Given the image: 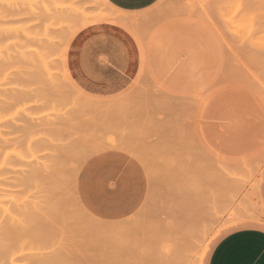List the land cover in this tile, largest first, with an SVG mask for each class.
<instances>
[{
  "label": "rangeland",
  "instance_id": "1",
  "mask_svg": "<svg viewBox=\"0 0 264 264\" xmlns=\"http://www.w3.org/2000/svg\"><path fill=\"white\" fill-rule=\"evenodd\" d=\"M55 2L62 5L58 0L47 1L50 5ZM91 2V0H67L65 4L74 5L81 12L90 15L106 10L107 13L119 15L121 19L113 20L120 21L128 27L123 13L101 2H97L95 6L93 5L95 3ZM45 4L44 0H0V106L3 107H0V191L19 188L20 191L26 192V195L24 192L20 195L29 200L30 204L36 201L37 204L39 203L37 212L41 214L39 216L42 220L46 218V221L41 222H45L44 224L50 229L53 227L55 231L64 232L60 233L62 237L58 231L55 233V241L59 243L55 245L56 248L59 246L58 249H61L60 247L66 249L67 246L62 245L68 244L70 249L68 252L73 251L72 255L73 253L76 255L73 256L75 264L82 262L106 264L112 263V260H116L115 263L119 262V264H130V261L126 263L123 259L125 263L122 260L117 261L113 256H119L121 259L125 256L128 258L129 255L130 260L135 257L134 260H137L141 255L138 252L142 249V255L146 252L150 257L145 253L149 260L143 255L142 260L138 259L142 261L139 264H146L145 260L155 264L156 259L158 260L156 264H166L169 261L165 262L167 261L165 258L170 257V252L163 253L162 249L160 252L157 247L164 244L165 247L173 248L174 240L188 243L187 240L194 237L199 245L198 248L197 245L194 248V253L188 252L184 262L174 256L176 261H171L169 264H208L217 242L229 231L244 227L235 226L239 220L234 219L233 212L248 207L254 212L256 216L254 218L264 222V96H262L264 95V0H159L146 10L130 13L137 18L142 15L134 25L139 38L134 36L133 46L111 40L105 43L102 40H108V36L101 35V40L96 35L97 31L92 28L82 29L73 37L86 24L101 19H90L71 28L68 22L60 23L57 19L46 20L41 6ZM204 9L206 11L209 9V12L207 11L209 14ZM203 12L205 14H202ZM42 19L40 23L43 25L38 24ZM46 28L49 33L47 37L52 40L49 47L44 45L42 40ZM25 34L30 37H26ZM141 48L145 50V62ZM190 51L196 57L193 65L197 66L195 75L199 79L189 80L185 75L181 81H177L174 76L181 67L179 63L188 61ZM38 58L47 61L46 67ZM64 59L69 75H66ZM129 62L134 64L129 65ZM29 65L32 68L28 67ZM41 74L44 77H40ZM237 81L244 84L239 85V82L236 84ZM196 82H207L217 88L214 91L217 96L212 112L217 113L218 118L207 121V130L214 146L213 152L202 146L196 133V109L200 103L198 93L201 92ZM44 83L49 86H45ZM11 103L13 107L15 106L14 109ZM221 115L222 118L219 120ZM37 120L39 124H35ZM25 121L28 124L29 121L36 122H31L32 126L28 125V128H31L28 131V128L24 130L27 127ZM5 122L7 126L3 125ZM36 129L40 131V135L39 132L36 135ZM43 134L50 137L52 142L55 141L56 146L51 142H48V146H43L47 144L44 142L46 137H43V145H38V140L45 136ZM34 139L37 144L34 143L35 146L30 149ZM59 139L64 143L63 146L65 143L69 145H65L66 149L70 147L71 150H61L62 144L56 143L60 141ZM50 144L53 148L47 149ZM70 144L75 145L71 147ZM36 146L46 149L41 152L43 149L41 147L42 149H38L36 154L42 156H39L42 158L39 161L42 160L44 167L37 163L38 160L36 162L35 159L39 158L33 155L37 152ZM76 149L79 154L75 153ZM256 149L258 151L250 155ZM73 150L76 151L72 152ZM107 161L113 163L115 169L110 172L107 169L104 172H109L107 176L110 177L115 173V179L123 182L124 191L130 189L133 179L139 184L142 202L140 207L129 216L103 218L94 213L82 198L81 175L87 168H93L95 172L106 168L107 165L104 164H107ZM45 164L50 166V171L56 172L53 174L48 171L49 167ZM31 168H34L33 171L30 170ZM35 168L38 175L43 176L42 170L45 168V173L46 170L48 171L47 178H57L53 180V186L48 187L50 191L48 188L43 191L46 185L37 183L33 175ZM19 169L21 172L18 171ZM22 171L24 175L28 174L29 179H26L27 175L23 178ZM57 172L64 173V176L60 177ZM18 173L22 175L19 176ZM110 179L112 180L110 184L107 182V186L113 189L116 184L113 178ZM56 185L57 189L54 187ZM97 185L96 188L99 189ZM23 187L28 191L22 190ZM53 189H56V192ZM45 191L48 195L51 194L49 196L43 194ZM59 191L58 195L61 196L57 198ZM28 192L32 200L28 199ZM71 194L72 198L75 197V203L70 196L67 198V195ZM54 196L58 201L64 196L66 201L61 199L62 202H55ZM42 197L45 201L41 200ZM51 199L52 202L48 201ZM52 203L57 205L56 208ZM73 203L74 206L78 204L75 206L76 209L72 206ZM63 205L65 208L61 214L59 211ZM69 207L74 209L73 211H78L77 207H79L80 212L73 214L71 210L69 211ZM44 210H50L49 214ZM55 211L63 216L56 215ZM67 212L71 213L70 216ZM42 213L45 216H42ZM50 213L56 216L52 217ZM46 215L47 217L50 215L51 219L58 217L55 218L58 222L55 219L51 220L55 221L53 226ZM73 215L75 221H72ZM59 218L63 219L62 221L66 219L67 225L63 222L65 227L61 225L62 221ZM245 219L248 220L249 217ZM179 221L183 222L179 223ZM77 224L81 228L76 227ZM205 228L211 234L217 228L221 229V233L211 243L207 253H204V242L203 239L201 240L202 230ZM70 231L75 233L72 234ZM84 232H87V236H84ZM69 233L72 234L70 235L71 240L74 239L73 242H69L71 241ZM74 242L77 243L76 246ZM71 244L78 247L77 251L81 249L80 252L75 251V247L72 248ZM135 245L140 246L138 249L142 248L141 251ZM134 251L139 255L133 256ZM68 252L64 253H67V257L70 254L68 260L74 264L71 261L72 255ZM151 255L155 256V260ZM108 257L112 259L109 260ZM168 260L172 259L168 258Z\"/></svg>",
  "mask_w": 264,
  "mask_h": 264
},
{
  "label": "bare ground",
  "instance_id": "2",
  "mask_svg": "<svg viewBox=\"0 0 264 264\" xmlns=\"http://www.w3.org/2000/svg\"><path fill=\"white\" fill-rule=\"evenodd\" d=\"M26 1V0H25ZM40 1V0H39ZM45 1V5H41V6H43V17L44 18H46V20H48V19H57V21L58 22H60V23H65V22H68L69 23V25L71 26V28H73V27H75L77 24H79L80 22H88L90 19H121V17L119 16V15H114L113 13H107V12H105V11H101V12H97V13H95L94 15H90V14H86V13H84V12H81L80 10H78V8L77 7H75L74 5H67V4H65L66 2H67V0H58V1H60V2H62V5H59L57 2H55L53 5H50V3H47V1L46 0H44ZM93 3H95V4H93L92 2V4L95 6V5H97L96 3L98 2V3H103V4H106V5H108V6H111L112 7V4L111 3H109L107 0H96L95 2L93 1V0H91ZM43 1H41V3H42ZM54 2V1H53ZM41 3H39V4H41ZM26 4L28 5V3L26 2ZM36 4H38V3H36ZM42 4H44V3H42ZM101 5V4H100ZM206 6V5H205ZM97 7V6H96ZM23 8V7H22ZM21 8V9H22ZM114 8V7H113ZM180 8V7H179ZM183 8V7H182ZM193 8V7H192ZM202 8H204V7H202ZM13 9V8H12ZM99 9V8H98ZM115 9V8H114ZM198 9V8H197ZM207 9V8H206ZM206 9H204L205 11H206ZM35 10V9H34ZM100 10V9H99ZM107 10H109V8L107 9ZM183 10V9H182ZM185 10V9H184ZM186 10H188L187 8H186ZM98 11V10H97ZM194 11V10H193ZM202 11V10H201ZM208 12H209V9L207 10ZM206 11V12H207ZM35 12H37V11H35ZM34 12V13H35ZM39 12V11H38ZM207 12V13H208ZM189 13V12H188ZM194 13V12H193ZM201 13V12H200ZM211 13V12H210ZM40 14H41V12H40ZM202 14H205L204 12L202 13ZM209 14V13H208ZM37 15V14H36ZM210 15H212V14H210ZM224 15V14H223ZM33 17H34V15H32ZM213 17V16H212ZM222 17V16H221ZM223 17H225V16H223ZM40 18V17H39ZM216 18H217V16H216ZM31 20V19H30ZM41 21H43V19L42 20H39V23L38 24H42V23H40ZM210 21V20H209ZM16 22V21H15ZM20 22H21V20H20ZM24 22V21H23ZM221 22V21H220ZM11 23V22H10ZM37 24V23H36ZM227 24V23H226ZM43 25V24H42ZM220 25V24H219ZM222 25V24H221ZM218 26V25H217ZM223 26V25H222ZM224 26H226V25H224ZM32 27V26H31ZM42 28H43V26H42ZM219 28V27H218ZM30 29V28H29ZM221 30V29H220ZM41 31V30H40ZM20 32V31H19ZM26 33H27V31H26ZM45 37H42L43 39V44L45 45H48V47H49V44L51 45V38L49 39V37H47V36H49V33H48V28H46V30H45ZM29 34V33H28ZM28 34L26 35V37H30V35L28 36ZM42 34H43V32H42ZM33 36V35H32ZM62 36V35H61ZM21 37V36H20ZM64 37V36H63ZM37 38H40L41 39V37H37ZM65 38V37H64ZM7 39V38H6ZM39 39V40H40ZM61 39V38H60ZM63 39V38H62ZM41 40V41H42ZM27 41V40H26ZM30 41V40H29ZM63 42V41H62ZM32 44V43H31ZM62 45V44H61ZM14 47V46H13ZM8 48H10V47H8ZM63 48V47H62ZM7 49V48H6ZM8 51H10V49H7ZM24 50V49H23ZM14 51V50H13ZM27 51V50H26ZM50 51V50H49ZM6 52V51H5ZM25 52V51H24ZM35 52V51H34ZM33 51H32V53H34ZM37 52H39V51H37ZM61 52H62V49H61ZM3 53H4V51H3ZM14 53V52H13ZM15 54V53H14ZM44 55V54H43ZM1 56V55H0ZM5 56V55H4ZM32 56V55H31ZM41 56V55H40ZM11 58V57H10ZM35 58V57H34ZM48 58H49V56H48ZM1 59V58H0ZM32 59V58H31ZM38 59H40L41 61H42V63L45 65V67H46V65H47V61L46 62H44L43 61V59L42 58H38ZM47 59V58H46ZM35 60H37V59H35ZM25 61V60H24ZM19 63V62H18ZM28 63V62H27ZM28 65V64H27ZM42 65V64H41ZM17 66V65H16ZM50 66V65H49ZM65 66V65H64ZM28 67H31L30 65L28 66ZM32 68V67H31ZM30 68V69H31ZM65 68V67H64ZM48 70V69H47ZM47 70H46V73H47ZM42 71H43V69H42ZM44 71H45V69H44ZM65 71H66V69H65ZM2 72H4V71H2ZM1 72V73H2ZM23 72V71H22ZM27 73V72H26ZM45 73V72H44ZM43 74V73H42ZM42 74L41 75H39L40 77L42 76ZM51 74V73H50ZM64 75V74H63ZM66 75H68L67 74V72H66ZM1 76H3V75H1ZM34 76H35V74H34ZM33 76V77H34ZM42 77H44V76H42ZM69 77V76H68ZM67 77V78H68ZM54 79V78H53ZM70 79V81H71V78H69ZM42 80V79H41ZM46 80V79H45ZM44 80V81H45ZM49 80V83H51V80L50 79H48ZM55 81V80H54ZM242 81V80H241ZM243 81H245V80H243ZM52 82H53V80H52ZM238 82L239 81H237L236 82V84H238ZM247 82V81H246ZM5 83H6V81H5ZM240 84L239 85H243L244 84V82H243V84H241L242 82H239ZM247 83H249V82H247ZM3 84V83H2ZM38 84V83H37ZM54 84V83H53ZM251 84V83H250ZM250 84H248L249 85V87L252 85H250ZM3 85H5V84H3ZM41 85V84H40ZM44 85H45V83H44ZM46 85H48V84H46ZM45 85V86H46ZM51 85V84H50ZM247 84H246V86H248ZM262 85V84H261ZM49 86V85H48ZM52 86H55V85H52ZM253 86V85H252ZM263 86H264V84H263ZM0 87H1V85H0ZM8 87V86H7ZM6 86H5V88H7ZM12 87V86H11ZM41 87V86H40ZM4 88V89H5ZM16 88H18V87H16ZM15 88V89H16ZM35 88V87H34ZM33 88V89H34ZM55 88H56V86H55ZM10 89V88H9ZM20 89V88H19ZM38 89V88H37ZM8 90V89H7ZM18 90V89H17ZM35 90V89H34ZM257 90H259L258 88H257ZM22 91V90H21ZM33 91V90H32ZM31 91V92H32ZM43 91V90H42ZM261 91V90H260ZM9 92H10V90H9ZM8 93V92H7ZM35 93H36V90H35ZM262 92H260V94H261ZM264 94V93H263ZM43 95H44V93H43ZM36 96V95H35ZM40 96V95H39ZM45 96H46V93H45ZM262 96H264V95H262ZM31 98H32V96H30ZM10 98V97H9ZM43 98V97H42ZM48 99V98H47ZM199 99H200V103H199V105H198V108L196 109L197 111V120H198V113H199V109H200V104H201V98L199 97ZM15 100V99H14ZM22 100V99H21ZM35 100V99H34ZM6 101H7V99H6ZM24 101H25V99H24ZM30 101H31V99H30ZM41 102V101H40ZM45 102V101H44ZM49 102V101H48ZM41 104V103H40ZM43 104V103H42ZM78 104V103H77ZM83 104V103H82ZM138 104V103H137ZM136 104V105H137ZM1 105V104H0ZM48 105V104H47ZM94 105V104H93ZM11 106H12V108L14 109V107H13V103H11ZM34 106V105H33ZM38 106V105H37ZM43 106V105H42ZM130 106V105H129ZM1 107V106H0ZM19 107V106H18ZM79 107V109H81L80 108V106H78ZM78 107H76V108H78ZM83 107V106H82ZM87 108V106H84L83 108ZM152 107V106H151ZM1 108H3V107H1ZM42 108H44V106L42 107ZM125 108V107H124ZM130 108V107H129ZM128 108V109H129ZM132 108V107H131ZM134 108V107H133ZM164 108V107H163ZM35 109H36V107H35ZM39 109H40V107H39ZM46 109V108H45ZM92 109V108H91ZM137 109V108H136ZM140 109V108H139ZM155 109H156V107H155ZM4 110V109H3ZM16 110V109H15ZM82 110V109H81ZM80 110V111H81ZM90 110V109H89ZM95 110V109H94ZM138 110V109H137ZM5 111H6V109H5ZM9 111V110H8ZM38 111V110H37ZM87 111V110H86ZM138 111H140V110H138ZM152 111V110H151ZM20 112V111H19ZM32 112H33V110H32ZM34 112H36V111H34ZM42 112V111H41ZM84 112V111H83ZM91 112V111H90ZM93 112H95V111H92L91 113H93ZM153 112V111H152ZM9 113V112H8ZM13 113V112H12ZM97 113V112H96ZM151 113V112H150ZM114 114V113H113ZM141 114V113H140ZM157 114V113H156ZM26 115H28L27 113H26ZM32 115H33V113H32ZM36 115V114H35ZM47 115V114H46ZM106 115H108V113L106 114ZM40 116H41V114H40ZM2 118V117H1ZM43 118H44V116H43ZM48 118V117H47ZM52 118V117H51ZM25 119V118H24ZM35 119H38V118H36L35 117ZM13 120H15V119H13ZM30 120V119H29ZM52 120V119H51ZM23 121V120H22ZM21 122V121H20ZM25 122H27V121H25ZM31 122H36V121H31ZM30 121H29V124H28V122L26 123L27 125H25V126H27L26 128H24V127H22V128H24V130H26L27 128H28V125L29 126H32V123H31ZM47 122V121H46ZM8 123H9V121H8ZM10 123H12V121L10 120ZM14 123V122H13ZM31 123V124H30ZM39 124V122H38V120H37V122L35 123V124ZM57 123V122H56ZM6 124V122L5 123H3V125H5ZM173 124V123H172ZM197 124V123H196ZM12 125V124H11ZM34 125V124H33ZM5 126H7V125H5ZM23 126V125H22ZM35 126V125H34ZM43 126H44V124H43ZM9 127H12V126H9ZM15 127V126H14ZM45 127H46V125H45ZM49 127H50V125H49ZM57 127V126H56ZM171 127V126H170ZM48 128V127H47ZM51 128V127H50ZM59 128H61V127H59ZM196 133H197V137H198V140H199V142L202 144V146L206 149V150H208L209 152H212L206 145H205V143L203 142V140L201 139V137H200V134H199V131H198V125H196ZM29 129H31L30 127L28 128V131H29ZM39 129H41V128H39ZM43 129V128H42ZM53 130H54V128H52ZM52 129H50V131L52 130ZM179 129V128H178ZM2 131V130H1ZM35 131V130H34ZM56 131V130H55ZM36 135H37V132H39V135H40V131H37V129H36ZM47 132V131H46ZM54 132V131H53ZM1 134H3V132L1 133ZM31 134L32 133H30V136H31ZM47 134H49V132L47 133ZM51 134H52V132H51ZM42 135V134H41ZM43 135H45V134H43ZM28 136H29V134H28ZM53 136H55V133H54V135ZM46 137L47 138V140H46V138L44 139V138ZM181 137V136H180ZM27 138V137H26ZM29 138V140H30V137H28ZM32 138H33V136H32ZM37 138V137H36ZM38 138H40V137H38ZM42 138V139H41ZM39 140H38V145L40 144H42V141H44L45 143H47V144H42L43 146H48V142H51V144H53L54 142H52V139H50V137H47V135H45V136H42ZM49 138V139H48ZM54 138H56V137H54ZM44 139V140H43ZM57 139V138H56ZM28 140V141H29ZM49 140V141H48ZM60 140V139H59ZM187 140V139H186ZM27 141V142H28ZM47 141V142H46ZM26 142V143H27ZM60 142V144H62V145H60L61 146V148H62V146H63V142L60 140V141H57L56 143L58 144ZM25 142H24V144H26ZM34 143H35V145L37 144L36 142H35V139L31 142V146L32 147H30V149L32 148L33 149V147L35 146L34 145ZM51 144L49 145V147L47 148V149H51V148H53L52 146H51ZM34 145V146H33ZM54 145L56 146V144L54 143ZM65 145L66 146H69V145H67L66 143H65ZM63 146V148L61 149L60 148V146L59 145H57L61 150H63V149H66V146ZM71 145V147H73L72 146V144H70ZM51 146V147H50ZM77 146V145H76ZM42 147V146H41ZM40 146H39V148H38V146H36V150H37V152L35 153V154H33L34 156H36V154L38 153V149H40L41 148ZM65 147V148H64ZM17 148H18V146H17ZM43 148V147H42ZM41 148V149H42ZM29 149V150H30ZM35 149H34V152H35ZM44 149H45V147L41 150V152L42 151H44ZM70 149V147H68L66 150H69ZM79 149V148H78ZM78 149H76L75 151L73 150L72 152H75V153H78ZM204 149V150H205ZM18 150V149H17ZM20 150V149H19ZM18 150V151H19ZM28 150V151H29ZM46 150V149H45ZM54 150H56V147L54 148ZM71 150V149H70ZM205 150V151H206ZM23 152H26V151H23ZM22 152V153H23ZM30 152H32V151H30ZM20 153H21V151H20ZM33 153V152H32ZM85 153V152H84ZM28 154V153H27ZM46 154V153H45ZM79 154V153H78ZM10 156H11V154H9ZM25 155V154H24ZM12 156H14V154H12ZM15 156H17L16 154H15ZM21 156H23V155H21ZM31 156V155H30ZM39 156L40 157H42L40 154L39 155H37L35 158H39ZM26 157V156H25ZM13 158V157H12ZM34 158V159H35ZM18 159V158H17ZM20 159V158H19ZM18 159V160H19ZM32 159H33V157H32ZM40 159H42V158H39V159H35L36 160V162H37V160H38V162L37 163H39V164H41V166H42V160L41 161H39ZM21 160V159H20ZM23 161H24V159H23ZM33 162V161H32ZM17 163V162H16ZM24 163H25V161H24ZM44 163H47V162H44ZM20 164V163H19ZM26 164H27V162H26ZM21 165V164H20ZM45 165H47V164H45ZM37 166V165H36ZM40 166V165H39ZM49 168H48V167ZM47 166H45L46 168H48L47 170L48 171H50L49 169H50V166L49 165H47ZM25 167H27V166H25ZM42 167H44V165L42 166ZM32 169H34V168H31L30 170H32ZM36 169V171L34 170V177H35V179H37V183H41L43 186L44 185H46L45 187H44V189H43V191L45 190V189H47L49 186H53L52 184H53V180H55V179H57V178H55V179H53V177L51 178V177H49V178H47L48 176H47V174L46 173H48V171L46 170V173H45V168L42 170L43 171V173L45 174H43V176H46V177H43V176H41V175H38L37 174V168H35ZM29 170V171H30ZM19 172H21L20 171V169L18 170ZM33 171V170H32ZM41 171V172H42ZM58 171V170H57ZM51 173H55L56 171H54V172H52V171H50ZM49 172V174H50V176L52 175L51 173ZM14 173H16L15 171H14ZM40 173V172H39ZM58 173V172H57ZM19 174V173H18ZM21 174V173H20ZM20 174H19V176H20ZM22 174H23V178H26L25 176L27 175V177H28V174L27 173H25V175H24V173H23V171H22ZM21 174V175H22ZM32 174V173H31ZM59 175H61L60 177H62V176H64V173H62V172H59L58 173ZM57 174V175H58ZM193 174V173H192ZM191 174V175H192ZM72 175V174H71ZM15 176V175H14ZM30 176H32V175H30ZM193 176V175H192ZM192 176H191V178H192ZM22 177V176H21ZM57 177V176H56ZM59 177V176H58ZM15 179H16V176L14 177ZM20 178V177H19ZM70 178V177H69ZM190 178V177H189ZM196 178V177H195ZM14 179V180H15ZM26 179H29V177L28 178H26ZM60 179V178H59ZM22 180V179H21ZM33 180V179H32ZM31 179H30V181H32ZM16 181V180H15ZM28 181V180H27ZM26 181V182H27ZM34 181V180H33ZM61 181V180H60ZM70 181H71V179H70ZM194 181V180H193ZM72 182H74V181H72ZM28 184H30V182L28 183ZM32 184H34V182L32 183ZM64 184H65V182H64ZM67 184V183H66ZM195 184V183H194ZM13 185H14V182H13ZM13 185H12V187H13ZM16 185V184H15ZM20 185H22V184H20ZM20 185H19V187H20ZM31 185V184H30ZM40 185V184H39ZM55 185V184H54ZM58 185V184H57ZM57 185L56 186H54V187H56V189H57ZM188 185V184H187ZM23 186V185H22ZM26 186H27V184H26ZM25 186V187H26ZM67 186V185H66ZM186 186V185H185ZM25 187H23L22 188V190H27ZM31 187H32V185H31ZM36 187V186H35ZM40 187V186H39ZM53 187V188H54ZM61 187V186H60ZM59 187V188H60ZM65 187V186H64ZM189 187V186H188ZM195 187V186H194ZM37 188H38V185H37ZM50 188H52V187H50ZM198 188V187H197ZM34 189V188H33ZM39 189H41V188H39ZM49 189V188H48ZM56 189H53L54 191L56 190ZM70 189V191H72V189L71 188H69ZM193 189V188H192ZM199 189V188H198ZM0 190H1V188H0ZM9 190L10 191H5V190H3L2 189V191H0V264H71L70 262H69V260H68V258H70L69 257V255L70 254H68V257L66 256L67 255V253L65 254L64 252H68L70 249L68 248L69 246H68V244H65V245H62V243L60 244V246L62 245V246H67V248L66 249H63V248H65V247H60L61 249H58V247L59 246H57V248L55 247V245L57 244V245H59V243H56V241H55V239H56V232L58 231L57 229V231H55L54 229H53V227L51 228V229H53V231L50 229V228H48L47 227V225H45L44 223H42L41 221H44L46 218H44V220H42L41 218H40V216L39 215H41V214H39L38 212H37V209H38V204L36 203V202H34V203H31L30 204V201L29 200H27L26 198L24 199V197H22V195H20V194H23V192L24 191H20L19 190V188L17 189V190H14V188L13 189H10L9 188ZM12 190H14V191H12ZM51 189H49V191H50ZM189 190V189H188ZM28 191V190H27ZM33 191V190H32ZM41 192H43L42 190H40ZM47 191V190H46ZM46 191L43 193V194H45L46 193ZM66 191V190H65ZM67 191H68V188H67ZM193 191H194V189H193ZM22 192V193H21ZM30 192V191H29ZM27 193V196L30 194V193H33V192H30V193ZM36 192V191H35ZM56 192V191H55ZM57 192H58V190H57ZM69 192V191H68ZM25 194L24 195H26V192H24ZM48 193V192H47ZM46 193V194H47ZM64 193V192H63ZM66 193V192H65ZM64 193V194H65ZM72 193V192H71ZM74 193V192H73ZM40 194H42V193H40ZM45 194V195H46ZM51 194V193H50ZM49 194V195H50ZM53 194V193H52ZM58 194H60V191H59V193H57V195H56V197L57 196H61V195H58ZM152 194V193H151ZM48 195V194H47ZM48 195V196H49ZM54 195V194H53ZM33 196H34V194H33ZM52 196V195H51ZM64 196H66V195H64ZM64 196H62L61 197V199L62 200H65V198L67 197V198H69V196L71 197V196H73L72 194L71 195H67L66 197H64ZM75 196V195H74ZM152 196V195H151ZM35 197H36V195H35ZM43 197H45V196H43ZM42 197V198H43ZM55 196L53 197L54 198V200L56 199V201L55 202H59V201H61L62 202V200L61 199H59V201L57 200V198H59V197H57L56 198ZM48 198V197H47ZM72 198V197H71ZM75 198V197H74ZM74 198H72L73 200V202L75 203V201H74ZM150 198V197H149ZM153 198V197H152ZM158 198V197H157ZM28 199H30V200H32L31 198H29V196H28ZM35 199V198H34ZM38 199V198H37ZM37 199H35V200H37ZM155 199V198H154ZM207 199V198H206ZM39 200V199H38ZM41 200H44V198L43 199H41ZM52 200L53 199H51V200H48V201H51L52 202ZM197 200V199H196ZM237 200V199H236ZM45 201V200H44ZM66 201V200H65ZM184 201V200H183ZM182 201V202H183ZM193 201V200H192ZM198 201V200H197ZM78 202V201H77ZM76 202V203H77ZM195 202V200L193 201V203ZM244 202V201H243ZM68 203H72V202H68ZM67 203V204H68ZM74 203H73V205L72 204H69V205H72V206H74ZM187 203V202H186ZM55 204V203H54ZM53 203H52V205H53V207H55L56 208V206L54 205ZM59 204V203H58ZM61 204V203H60ZM63 204V203H62ZM61 204V205H62ZM148 204V203H147ZM195 204H197L196 202H195ZM234 204V203H233ZM244 204V203H243ZM40 205H42V204H40ZM51 205V206H52ZM60 205V206H61ZM76 205H78V204H75V206ZM149 205V204H148ZM153 205V204H152ZM190 205V204H189ZM44 206V205H43ZM65 205H63L60 209H61V211H59V212H61V214H62V210H63V208H65L64 207ZM74 206V207H75ZM154 206V205H153ZM173 206V205H172ZM191 206V205H190ZM244 206H245V204H244ZM243 206V207H244ZM50 207V206H49ZM49 207L47 208V209H49ZM52 207V208H53ZM59 207V206H58ZM67 207V206H66ZM194 207V206H193ZM46 208V207H45ZM154 208H156V207H154ZM191 208H192V206H191ZM201 208V207H200ZM44 208H42V210H43ZM67 209V208H66ZM65 209V210H66ZM69 209V211L71 212V213H73V214H77V213H79L80 211V209H79V207H77V209H78V211L77 210H75V211H73L74 209H72L71 207H69L68 208ZM75 209H76V207H75ZM157 209V208H156ZM193 209V208H192ZM197 209V208H196ZM51 211L53 210V209H50ZM50 210H48V211H50ZM154 210V209H153ZM188 210H190V209H188ZM229 210V209H228ZM44 211H47V210H44ZM47 211V212H48ZM57 211V210H56ZM55 211V214L57 215V214H59L58 212H56ZM68 211V212H69ZM73 211V212H72ZM145 212H146V210H144ZM149 212H150V210H148ZM40 212V211H39ZM41 212H43V211H41ZM40 212V213H41ZM47 212H45L46 214H47ZM67 212V214H69L68 216H70V214L71 213H68ZM75 212H77V213H75ZM171 212V211H170ZM181 212V211H180ZM179 212V213H180ZM54 213V212H53ZM48 214H49V212H48ZM51 214V213H50ZM55 214H51V216L53 217V215H55ZM63 214H64V212H63ZM144 214V213H143ZM170 214V213H169ZM188 214V213H187ZM231 214V213H230ZM229 214V215H230ZM252 214V211L248 208V207H244V209H239L238 211H236V212H233V215L235 216V218H237V217H240V216H244V215H251ZM44 214L42 213V216H43ZM55 215V216H56ZM60 215V214H59ZM150 215V214H149ZM181 215V214H180ZM233 215H232V217H233ZM45 216V215H44ZM50 216V215H49ZM49 216L47 217V215H46V217L48 218L47 220H49V221H51V220H53V219H55V218H58V217H55V218H53V219H51L52 217H50L49 218ZM61 216V215H60ZM63 216V215H62ZM61 216V217H62ZM145 216V215H144ZM143 216V217H144ZM146 216H147V212H146ZM146 216L144 217V218H146ZM188 216V215H187ZM226 216V215H225ZM77 217H79V215L77 216ZM88 217V216H87ZM142 217V218H143ZM229 217V216H228ZM72 218V217H71ZM84 218V217H83ZM141 218V219H142ZM156 218H158V217H156ZM170 218V217H169ZM168 218V219H169ZM185 218V217H184ZM234 218V219H235ZM41 219V220H40ZM60 219V218H59ZM75 218H74V215H73V218H72V221H75L74 220ZM88 219H89V217H88ZM137 219V218H136ZM140 219V220H141ZM178 219V218H177ZM176 219V220H177ZM187 219H188V217H187ZM61 221L63 220V219H60ZM66 220V219H65ZM62 221V223L61 222H59V224L61 223V225L62 226H64L65 227V224H66V221ZM78 220V219H77ZM138 220V219H137ZM169 220H172V219H169ZM176 220H175V223H176ZM190 220V219H189ZM46 221V220H45ZM49 221H48V224H49ZM55 221H57V219H55ZM55 221L54 222H52V225L54 224L55 225ZM90 221V220H89ZM160 221V220H159ZM168 221V220H167ZM192 221V220H191ZM58 222V221H57ZM63 222H65V224L63 225ZM80 222V221H79ZM165 222V221H164ZM174 222V221H173ZM181 222H183V221H181ZM180 221H179V223H181ZM78 223V222H77ZM151 223H152V221H151ZM169 223V222H168ZM167 223V224H168ZM171 223V222H170ZM175 223H174V225H175ZM178 223V222H177ZM58 224V223H57ZM53 225V226H54ZM67 225V224H66ZM149 225V224H148ZM159 226H160V224H158ZM185 225V224H184ZM76 226V225H75ZM156 226H157V224H156ZM169 226V225H168ZM58 227L59 228H61L59 225H58ZM76 227H80V226H78V224H77V226ZM82 227H84V226H82ZM171 227V226H170ZM63 228V227H62ZM68 228V227H67ZM81 228V227H80ZM168 228V227H167ZM172 228V227H171ZM188 228V227H187ZM196 228V227H195ZM66 229V228H65ZM146 229V228H145ZM155 229V228H154ZM161 229V228H160ZM69 229H67V231H68ZM80 231H82V229H79ZM84 231H85V228L83 229ZM88 230V229H87ZM148 230V229H147ZM167 230V229H166ZM168 230H169V228H168ZM55 231V232H54ZM67 231H65V232H67ZM127 231V230H126ZM146 231V230H145ZM151 231V230H150ZM171 231V230H170ZM59 232V231H58ZM62 232L63 231H61V232H59V235L62 237ZM71 232V231H70ZM130 232V231H129ZM128 232V233H129ZM133 232H135L134 230H133ZM152 232V231H151ZM165 232V231H164ZM172 232V231H171ZM170 232V233H171ZM187 232H190V231H187ZM61 233V234H60ZM64 233V232H63ZM72 234L73 233H75V231H72L71 232ZM71 233H69V235L71 234ZM87 233V232H86ZM85 232L83 233L84 234V236H87V234H86ZM147 233V232H146ZM157 233V232H156ZM162 233V232H161ZM202 233H203V236H202V238H201V240L204 242V244H205V242L207 241V239L209 238V236H210V234L211 233H209L208 232V230L205 228L204 230H202ZM71 234V235H72ZM86 234V235H85ZM139 234V233H138ZM163 234V233H162ZM161 234V235H162ZM166 234V233H165ZM172 234H173V232H172ZM171 234V235H172ZM176 234V233H175ZM194 234V233H193ZM66 235V234H65ZM68 234L66 235V236H69ZM71 235H70V240H71ZM75 236H77L76 234H74ZM73 235V236H74ZM82 235V234H81ZM131 235V234H130ZM140 235V234H139ZM160 235V234H159ZM74 236V237H75ZM79 236V235H78ZM186 236V235H185ZM57 237H59L58 236V233H57ZM60 237V238H61ZM196 237V236H195ZM198 237V236H197ZM69 238V237H68ZM67 238V240L69 241V239ZM131 238V237H130ZM160 238V237H159ZM166 238V237H165ZM64 239L66 240V238L64 237ZM64 239H63V241H64ZM132 239V238H131ZM130 239V241L132 242V240ZM147 239V238H146ZM163 239V238H162ZM168 239H170V238H168ZM59 240V239H58ZM165 240V239H164ZM172 240V239H171ZM185 240V239H184ZM197 239H194V237H193V239L191 238L190 240H187V241H189L188 243H184V242H178V241H176V240H174L173 242H172V244H173V248L172 247H170V246H168V247H165V246H163V245H161L159 248L157 247L156 249L157 250H160V252H161V249H162V252H163V250H164V252L163 253H165V252H170L169 254V256L170 257H168L169 259H172V260H168V258H165V256H164V258L165 259H167V261H165V259H164V261L165 262H168L169 261V263L172 261H174L175 260V257L176 258H179V260L181 261V262H184V258L185 257H187V253L189 252V253H194L193 251H194V248L196 247V245H197V247L196 248H198L199 247V245L197 244L198 243V241H196ZM198 240H200V238L198 239ZM74 241V239L73 240H71V241H69V242H73ZM152 241V240H151ZM161 241V240H160ZM169 241V240H168ZM175 241H176V243H175ZM183 241V240H182ZM66 242V241H65ZM158 242V241H157ZM162 242V241H161ZM68 243V242H67ZM148 243V242H147ZM166 243V242H165ZM174 243H175V245H174ZM77 245V243H75L74 242V245ZM132 244H133V242H132ZM139 244V243H138ZM204 244H203V246H204ZM73 244H71L70 246H72ZM75 245V246H76ZM136 245H137V243H136ZM135 245V246H136ZM152 245V244H151ZM75 246H72V248L73 247H75ZM128 246V245H127ZM153 246V245H152ZM151 246V247H152ZM163 246V247H162ZM137 247V249H138V247H140V246H136ZM147 247V246H146ZM155 247V246H154ZM162 247V248H161ZM170 247V248H169ZM78 247H75V251H77L76 249H77ZM79 248H80V246H79ZM150 248V247H149ZM163 248H166V250L165 249H163ZM168 248H169V251H167L168 250ZM171 248H172V250H171ZM134 250H136L137 252H138V250L139 251H141V249L142 248H139L138 250L137 249H135V248H133ZM155 249V250H156ZM60 250H65L64 252H62V251H60ZM81 250V249H80ZM80 250L78 249V251L80 252ZM77 251V252H78ZM142 251H143V249H142ZM142 251L141 252H138L139 254H141V255H139V257H137L138 259H140V260H142L141 258H144V257H142L143 255H145V253L146 252H143L144 254L142 255ZM197 251V250H196ZM201 251V250H200ZM199 251V252H200ZM72 252L73 251H71V252H68V253H71V255H72ZM112 252V251H111ZM121 252H123V251H121ZM135 252V251H134ZM132 253V252H130V253H132L133 254V256L134 255H136V252L135 253ZM159 252V253H160ZM198 252V253H199ZM117 253H118V251H117ZM123 253H125V252H123ZM158 253V252H157ZM168 253H167V256H168ZM173 253V255L171 256V254ZM125 254H127V253H125ZM148 253H146V255H147ZM196 254V253H195ZM75 254L73 253V255L71 256L72 257V260L71 261H73V256H74ZM117 255H119V253L117 254ZM138 255H136V256H138ZM145 255V257H146V259H148L147 258V256ZM157 255V254H156ZM160 255H162V253H160ZM166 255V254H165ZM194 255V254H193ZM198 255V254H197ZM76 256V255H75ZM80 256V255H79ZM128 256V258L125 256V257H123V258H121V259H119V256H116V255H114L113 256V258H115L116 257V259H117V261H119V260H124L126 263H127V261L129 262L130 261V264H133V263H131V262H134L135 261V263L136 264H139V263H141L142 261H140V260H134V259H136V257L134 258L133 256V260H130L131 258L129 257V255H127ZM141 256V257H140ZM152 256V255H151ZM157 256H159V254L157 255ZM175 256V257H174ZM122 257V256H121ZM148 257H150V255L148 254ZM153 258H154V260H155V256H152ZM174 257V258H173ZM109 258V257H108ZM108 258H107V260H108ZM126 258H127V260H126ZM110 259H112V258H109V260ZM75 260V259H74ZM81 260V259H80ZM79 260V261H80ZM115 260V259H114ZM122 260V261H123ZM145 260V259H144ZM149 260V259H148ZM148 260H145L144 262H147L146 264H148V262H149V264H151L150 263V261H148ZM153 260V261H154ZM178 260V261H179ZM103 261V260H102ZM116 261V260H115ZM115 261H113L112 260V263H110V262H108V263H106V264H119V262H116L115 263ZM123 261V262H124ZM140 261V262H139ZM162 261H163V259H162ZM176 261V260H175ZM82 262V261H81ZM104 262V261H103ZM124 262V263H125ZM158 262V260L156 259V261H155V264ZM161 262V259H160V261H159V263ZM73 263H74V261H73ZM78 263V262H77ZM105 263V262H104ZM121 263V262H120ZM169 263H166V264H169ZM75 264V263H74ZM81 264H83V262L81 263ZM101 264V263H100ZM122 264V263H121ZM128 264V263H127ZM144 264V263H143Z\"/></svg>",
  "mask_w": 264,
  "mask_h": 264
},
{
  "label": "crops",
  "instance_id": "3",
  "mask_svg": "<svg viewBox=\"0 0 264 264\" xmlns=\"http://www.w3.org/2000/svg\"><path fill=\"white\" fill-rule=\"evenodd\" d=\"M112 4L117 11L124 14V18L127 20L128 27L120 21L113 19H101L91 22L80 28L73 37L82 29L96 30V35L102 40V36H108V40H102L103 42H109V40L117 43H121L126 46H133L134 36L139 38L137 31L134 29V25L137 23V16L130 15V13H136L146 10L156 4L159 0H107ZM72 37V39H73ZM72 39L68 43L70 45ZM133 48V47H131ZM131 48H128L129 50ZM143 55V62H145V50L141 48ZM66 56V52H65ZM130 58V57H128ZM187 62H180L181 67L176 71L174 79L181 81L183 76H187L189 80H198L195 75L197 66L193 63L196 57L189 52ZM178 63V62H177ZM129 65L134 64L132 62ZM65 69L69 75L67 65L64 59ZM70 77V76H69ZM183 83V82H182ZM200 91L198 97L201 98L200 109L198 113V131L201 139L205 145L213 152V144L209 132L207 130V121L217 119V113L212 112L216 103L217 88L214 85H210L207 82H196ZM222 118L220 116L219 120ZM206 121V125H205ZM258 151L256 149L250 155L255 154ZM99 162V161H97ZM106 168L102 170L93 171V168H87L81 175L83 177L81 182L82 198L88 207L96 214L103 218H122L133 214L141 205V198L139 184L136 179H133L130 189L124 191L123 182H119L115 179V173L113 177L109 175L110 170L115 169L113 163L108 162ZM108 167V168H107ZM109 170L108 173L104 172ZM121 169V166H120ZM130 176V174H128ZM116 184L115 188L107 186V182H111L112 179ZM99 181V185H97ZM99 186V189L96 188ZM252 211V210H251ZM249 217L248 220L245 218ZM254 212L251 215H244L237 217L239 222L235 226L241 225L244 227L237 228L226 233L215 245L208 264H264V222L254 218ZM221 229L214 230L204 244V253L209 251L211 243L219 236ZM203 259V258H202ZM203 264V263H202Z\"/></svg>",
  "mask_w": 264,
  "mask_h": 264
}]
</instances>
